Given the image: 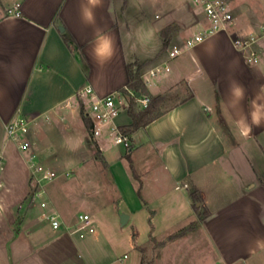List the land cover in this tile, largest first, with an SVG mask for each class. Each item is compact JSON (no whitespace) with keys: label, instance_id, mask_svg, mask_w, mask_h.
Segmentation results:
<instances>
[{"label":"crops","instance_id":"0c3cea01","mask_svg":"<svg viewBox=\"0 0 264 264\" xmlns=\"http://www.w3.org/2000/svg\"><path fill=\"white\" fill-rule=\"evenodd\" d=\"M126 1L99 0L93 6L88 0H0V264H148L146 255L149 264H264V119L257 126L249 116L254 98L264 105L261 54L249 66L233 47L232 29L171 60L167 51L178 42L173 38L166 57L162 42L158 51L145 52V41L138 53L118 18ZM88 9L92 21L84 16ZM62 35L69 38L68 46ZM100 35L110 39L108 57L94 52ZM135 60L150 61L144 72L167 64V72L142 77L151 95L182 84L191 95L134 131L129 149L113 144L110 130L130 124L127 96L112 123L89 137L79 114L82 102L89 118L86 100L78 99L77 91L88 86L96 96L120 93L125 65ZM234 86L242 89L240 99L232 96ZM216 96L225 130L217 123ZM18 114L31 122L38 161L57 176L78 174L44 185L46 209L28 202L25 155L4 138L5 124ZM242 120L251 128L246 136ZM95 150L103 162L92 157ZM193 189L198 211L189 197ZM109 204L116 217L97 229L99 219L109 216L102 213ZM203 210L209 215L200 219ZM141 212L150 236L142 246L133 223ZM49 213L58 216L57 230L46 219ZM82 215L89 217L93 232L79 237L71 231ZM190 223H195L192 231L166 241ZM125 226L131 238L116 239L114 233ZM109 247L124 250L116 256Z\"/></svg>","mask_w":264,"mask_h":264},{"label":"built area","instance_id":"2783aa9c","mask_svg":"<svg viewBox=\"0 0 264 264\" xmlns=\"http://www.w3.org/2000/svg\"><path fill=\"white\" fill-rule=\"evenodd\" d=\"M185 1L198 9L204 23L195 34L183 42V46L178 42L170 44L167 51V58L169 60L179 56L184 48H191L195 44L204 41L206 38L218 32L229 31L233 28V16L226 0ZM17 7L18 6H16V9ZM15 15L17 16V13H15ZM262 40L264 41V27H262L258 33L235 35L232 39V44L233 47L243 55L244 61L247 64H255L259 58L258 46H260ZM168 70L167 64L164 63L149 69L142 77L145 75L155 77ZM145 80L147 82V79ZM128 94L133 96L131 92H128ZM76 96L80 100H86L85 105L88 108L87 114L93 124L91 134L93 137H97L100 134L101 128L111 124L114 118L118 115L122 105V98L126 95L121 93H111L106 96H96L92 88L87 86L78 90ZM135 101L141 108H145L148 103V98L146 96L136 95ZM110 130L115 144L122 145L124 148L128 149L130 146L128 137L120 134L116 127H112ZM4 133L5 140L14 144L17 149L25 155L29 171V180L33 183V190L28 198V202L31 204L37 202L41 209H46L48 201L45 199L43 187L45 184L56 179L57 174L53 170L42 165L38 161L36 153L33 152L30 120L18 114V116L5 124ZM2 167L3 155L0 153V171L2 170ZM46 219L53 230L59 228L60 222L56 214L49 213L46 216ZM78 220L79 225H77L71 233H78L79 237H83V232H93V228L87 215L79 216Z\"/></svg>","mask_w":264,"mask_h":264},{"label":"rangeland","instance_id":"374dc122","mask_svg":"<svg viewBox=\"0 0 264 264\" xmlns=\"http://www.w3.org/2000/svg\"><path fill=\"white\" fill-rule=\"evenodd\" d=\"M226 1L230 6L231 13L233 16L232 33H234V36L246 35L250 33H258L259 30L262 27H264V0H226ZM118 18L121 19L120 24H122V21L125 23V25L124 26L122 25L123 27L122 26L121 27L126 29L125 30L127 33L126 35L129 36L131 34L134 37L135 40L134 46H135V50H137L138 53H142V51L144 52L143 48L145 47L144 46L145 41H146L145 45L147 47L145 52L152 51L154 48L157 49V51L160 49L161 41L158 33L159 31L158 28H160V26L161 29H164L166 25L175 26L177 30L175 31V33H173L172 38L178 41V43L183 46V42L192 36L193 33L192 31L199 29L201 25H203L204 23V20L202 16L199 14L198 9L192 4L186 2L185 0H127L123 11L118 12ZM175 22L181 23L183 26L178 27ZM169 24H176V25H169ZM149 29H151L150 36L148 35ZM165 52H161L162 57H166L164 55ZM258 52L261 54L262 61L260 63V66L263 67V72H264V41L263 40L261 41L260 46H258ZM248 65L253 66L252 64H248ZM185 88L186 87L184 86V84H182L180 86L174 87L172 90L166 93L165 96L169 97V101L166 104H164L161 107V109H166L168 107H171L176 103H178L185 96H187L190 93V91L188 88L186 89ZM111 139L113 144H115L112 136ZM94 163L96 166L101 165L98 161H95ZM100 172L103 176L104 175L103 169H101ZM92 173L96 174L97 172L92 170ZM56 174L58 173L56 172ZM77 176H78L77 173H75L74 175L72 173V176H65V177L57 176L56 180L55 179L54 180L55 183L58 182L59 180H74V178H77ZM100 178L102 184L104 183L103 179L108 181L105 175L103 176V178L102 177ZM28 182L29 184H28L27 198H29L33 190V183H31L30 180ZM69 189H73L74 191H76L79 188L71 187L68 188V190ZM104 196H108V195L106 194ZM109 205L110 206L108 205L105 206V208L102 210V213L105 214L107 213L109 216L108 218L106 217L104 220L99 219L98 223L95 224L97 229L101 228L102 224L107 223V220L112 222L113 219H115L116 213H114L115 210H113L112 208L113 205L112 204ZM133 223L135 229L134 231L135 241L136 243H138V245L142 246V243L143 244L146 243V241H148L150 237L148 233H146L144 230V227L146 228L147 219L142 216V212L137 213L133 216ZM114 234L116 239L118 238L126 239L127 237L131 238V228L129 226H125L122 228L121 233H118L117 231ZM152 236L157 241H160L162 239V236L158 233H155ZM150 242L156 245V242L154 240L149 241V243ZM200 242H203V239H201ZM123 250L124 249L119 247H115L113 249L109 247L108 252L111 254L115 252V255L118 256L120 252ZM151 254L153 256L154 251L151 252ZM143 259L149 264L148 262L150 260L149 255H146V257H144Z\"/></svg>","mask_w":264,"mask_h":264},{"label":"trees","instance_id":"16d2710c","mask_svg":"<svg viewBox=\"0 0 264 264\" xmlns=\"http://www.w3.org/2000/svg\"><path fill=\"white\" fill-rule=\"evenodd\" d=\"M175 26H167L164 29L160 31V38L162 42V49L161 52H165L170 39L173 36V33L176 31ZM64 43L68 46L69 38L65 35H62ZM150 61L145 62H139L137 60L127 63L125 65V73H126V85L125 88L121 89L119 92L123 95H126L128 97V103L126 108V113L130 119V124L123 127H118L117 130L120 134L126 135L130 141V135L136 131L139 128L145 127L147 124H149L151 121L159 117L162 113L161 107L166 104L169 101V97L165 95H151L143 82L142 75L145 71V68L148 66ZM128 92H131L133 96L129 95ZM146 96L148 98V103L145 108L139 109L137 107L135 96ZM189 94L188 96H190ZM216 98L215 102V112L217 114V123L218 125L225 130V120L224 117L221 114V106L219 103V99ZM183 100H180L182 102ZM79 114L81 117V120L84 123V127L88 133V136L91 137V130L93 128L92 121L87 117L85 114L84 106L82 102L79 103ZM229 136V134H225ZM129 149V147H128ZM94 158L103 162L99 152L95 150L94 152ZM134 174V173H133ZM135 176V174H134ZM189 197L192 201V205L196 211L199 210V207H196V204L199 202V198L197 196V192L195 189L189 191ZM209 215L207 211L200 212V219H204ZM195 227V223H190L189 225L179 229L173 234H170L166 241H173L175 239H178L188 232L192 231ZM163 243H160L162 245Z\"/></svg>","mask_w":264,"mask_h":264},{"label":"clouds","instance_id":"9594fccd","mask_svg":"<svg viewBox=\"0 0 264 264\" xmlns=\"http://www.w3.org/2000/svg\"><path fill=\"white\" fill-rule=\"evenodd\" d=\"M88 3L96 6L99 3V0H88ZM84 16L88 21L93 20V15L91 9H88L84 12ZM148 35H151V29L148 30ZM96 46L94 48V52L96 56L98 57H108L111 55V42L110 39L104 35L97 36L96 38ZM232 96L236 99H240L242 97V89L239 86H234L231 89ZM252 111L249 113L251 123L253 125L259 126V122L261 119H264V105L257 102V100L254 98L252 101ZM241 124L243 125L241 129V135H248V133L251 131L250 126L244 122L241 121Z\"/></svg>","mask_w":264,"mask_h":264}]
</instances>
